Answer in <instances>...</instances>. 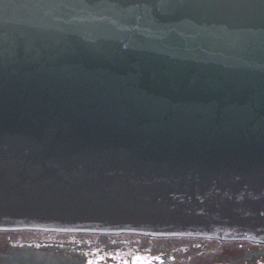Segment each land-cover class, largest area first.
I'll return each instance as SVG.
<instances>
[{
	"label": "water",
	"instance_id": "95a60500",
	"mask_svg": "<svg viewBox=\"0 0 264 264\" xmlns=\"http://www.w3.org/2000/svg\"><path fill=\"white\" fill-rule=\"evenodd\" d=\"M0 231L264 243V0H0Z\"/></svg>",
	"mask_w": 264,
	"mask_h": 264
},
{
	"label": "flooded vegetation",
	"instance_id": "af4514ba",
	"mask_svg": "<svg viewBox=\"0 0 264 264\" xmlns=\"http://www.w3.org/2000/svg\"><path fill=\"white\" fill-rule=\"evenodd\" d=\"M22 250L66 258L70 264H264V245L241 241L122 233H0V264H12Z\"/></svg>",
	"mask_w": 264,
	"mask_h": 264
},
{
	"label": "rangeland",
	"instance_id": "374dc122",
	"mask_svg": "<svg viewBox=\"0 0 264 264\" xmlns=\"http://www.w3.org/2000/svg\"><path fill=\"white\" fill-rule=\"evenodd\" d=\"M6 242H7V240H6ZM93 264V263H92Z\"/></svg>",
	"mask_w": 264,
	"mask_h": 264
}]
</instances>
